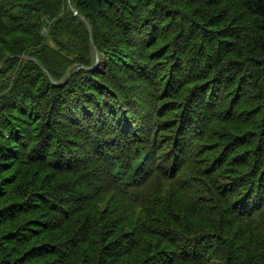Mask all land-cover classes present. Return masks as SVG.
Listing matches in <instances>:
<instances>
[{"label":"trees","instance_id":"obj_1","mask_svg":"<svg viewBox=\"0 0 264 264\" xmlns=\"http://www.w3.org/2000/svg\"><path fill=\"white\" fill-rule=\"evenodd\" d=\"M71 4L0 0V264H264V0Z\"/></svg>","mask_w":264,"mask_h":264},{"label":"water","instance_id":"obj_2","mask_svg":"<svg viewBox=\"0 0 264 264\" xmlns=\"http://www.w3.org/2000/svg\"><path fill=\"white\" fill-rule=\"evenodd\" d=\"M68 1H69V3H70V6H71L72 9H73V12H74L75 14L79 15V16L81 17V19L84 20V21L86 22L87 27H88V29H89V31H90L92 44L94 45L95 43H94L93 36H92V27H91L90 22L87 21V19H86L83 15H80L79 12H78V10L75 9V8L72 6V4H71V0H68ZM97 55H98V52H97ZM11 57H24V55H11V56H7V57H6V58L0 63V67L4 64V62H5L7 59H9V58H11ZM33 59H34V58H33Z\"/></svg>","mask_w":264,"mask_h":264},{"label":"bare ground","instance_id":"obj_3","mask_svg":"<svg viewBox=\"0 0 264 264\" xmlns=\"http://www.w3.org/2000/svg\"><path fill=\"white\" fill-rule=\"evenodd\" d=\"M86 201V200H85ZM88 203V202H87ZM81 204V203H80ZM142 223V222H141ZM39 232V231H38ZM38 234V233H37ZM132 235V234H131ZM122 236V235H121ZM132 237V236H131ZM123 239V238H122ZM134 240H135V238H134ZM130 241V240H129ZM128 242V241H127ZM130 243V242H129Z\"/></svg>","mask_w":264,"mask_h":264}]
</instances>
